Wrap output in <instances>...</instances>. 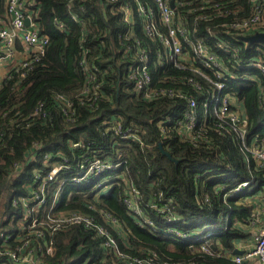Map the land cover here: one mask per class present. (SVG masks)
I'll return each mask as SVG.
<instances>
[{
	"label": "trees",
	"instance_id": "1",
	"mask_svg": "<svg viewBox=\"0 0 264 264\" xmlns=\"http://www.w3.org/2000/svg\"><path fill=\"white\" fill-rule=\"evenodd\" d=\"M125 2L136 4V0H41L38 20L42 33L49 36L45 55L25 77L16 75L0 89V233L14 236L20 222L32 223L24 219L22 203L13 204L25 198L31 217L48 229L51 250L45 249L43 255L47 264H83L89 256L93 260L105 256L101 237L82 224L61 227L49 222L61 212L75 210L93 214L100 222L102 212L112 213L129 230V244L119 240L122 250L132 255L153 251L158 264H244L231 256L237 241L252 236L246 227L256 213L253 203L228 194L244 181H258L248 196L264 192V168L241 150L233 133L217 126L214 113H198L199 135L183 137L178 122L190 100L200 104L213 89L191 84L189 77L198 79L191 70L166 67L164 56L160 62L151 59L150 85L162 92L149 99L139 90L130 72L141 61L123 54V43L131 42L124 34L138 27L123 21L118 8ZM231 3V10L237 8L238 13L210 25L248 15L247 0ZM85 55L87 63L94 57L101 70L98 81H89L90 72L81 63ZM253 56L264 63V46L254 42L241 52L242 66L231 68L234 76L227 79L226 92L245 108L246 141L256 138L264 143V73L255 67L250 76L254 79L243 78ZM88 84L99 86L97 96H82ZM59 94L72 101L73 119L61 110ZM41 103L44 116L34 113ZM116 116L136 135L124 137L108 129ZM161 121L166 133L159 128ZM95 161L104 168L87 175ZM133 188L141 196L142 223L125 201ZM37 195L44 197V204L34 200ZM175 227L180 232L170 229ZM111 258L116 255L108 253ZM252 262L258 264L256 259ZM0 264L13 263L0 256Z\"/></svg>",
	"mask_w": 264,
	"mask_h": 264
},
{
	"label": "built area",
	"instance_id": "2",
	"mask_svg": "<svg viewBox=\"0 0 264 264\" xmlns=\"http://www.w3.org/2000/svg\"><path fill=\"white\" fill-rule=\"evenodd\" d=\"M152 1L154 4L149 6L139 0H136V4L125 2L121 3L118 8L123 13L124 22L138 25L135 31L130 30L124 34V37L131 42L126 43L127 45L123 43V54H131L132 57L141 61L133 64V70L130 72V76L137 80L139 90H143L149 99L162 92L150 85L152 82L151 59L160 62L161 57L164 56L163 65L166 67L172 65L178 69L191 70L198 76V79L196 76L189 77L191 84L196 85L200 90L207 88V84L213 89L204 97L203 107H201L202 103L198 104L197 100H190V108L178 122L183 137L191 140L199 135L198 113L202 110L207 114L214 113L218 120L217 126L219 125L222 131L233 133L235 139L239 141L241 150L248 154L257 167L264 168V143L255 140L256 138L251 142L246 141L245 108L233 93L226 92L228 91L227 79L234 76L231 68L236 69L237 66H242L241 52L249 44L254 43L250 42L247 37L257 32H264V0H247L250 6L248 15L231 19L228 22H220L215 26L210 23L238 13L237 8L231 10V0ZM40 16L41 0H3L0 7V89L16 75L25 77L28 71L36 66L45 55L49 36L41 31L38 20ZM73 18L76 19L75 16ZM27 20H29L28 24H26ZM61 26L63 25L60 24L59 27ZM101 43L104 45V39ZM86 58L85 55L81 63L83 68L90 72L89 81H98L97 73L99 74L101 70L93 62L94 57L91 58V63H87ZM226 62L231 65L227 66ZM255 67L264 73V63L255 56L249 57L243 78L254 79L250 76ZM81 94L85 98H90L91 95L97 96L99 86L97 84L85 85ZM205 94L207 92L202 93V95ZM168 95H171V91ZM56 99L63 113L73 119L74 112L69 97L59 94ZM34 113L45 115L43 103L36 108ZM108 126V129L124 137L136 135L133 133V128H124L123 118L120 116L114 117ZM159 128L162 133H166L167 127L164 121L159 123ZM107 166L110 167L112 164ZM102 168L104 165L95 161L87 169V175L95 169ZM58 170L59 167L53 169L48 179L53 180ZM249 184V181L240 183L228 195L237 200L245 198L240 193ZM34 200L41 205L45 202L44 197L39 195ZM125 201L133 217L142 223L139 220L143 217L139 191L133 188ZM262 201L264 202V197ZM20 202L24 207V219L26 222L32 219V223L28 225L24 221L20 222V232L14 236L9 232L0 233V256L6 257L13 264H47L43 255L45 249L51 250L48 242V229L42 225V221L31 217L29 200L21 198L14 200L13 204L18 206ZM101 217L103 222L98 221L93 214L77 210L64 211L57 218H51L49 222L57 223L61 227L82 224L86 230L101 237V246L106 250L105 256L99 260H93L89 256L83 264H158V256L153 251L142 255H132L123 251L119 240L123 239L128 245L127 232L129 230L110 212H102ZM146 221L153 224L151 218H147ZM247 227V230L252 232L250 237L252 239L247 246L240 247L244 251L243 254L233 252L231 257L239 263L256 259L258 264H264V207L260 208ZM170 229L180 232L177 227ZM182 237L185 236L182 234ZM191 247L193 248V245ZM108 253L115 254L116 258H111L112 261H109ZM61 264L65 263L61 261Z\"/></svg>",
	"mask_w": 264,
	"mask_h": 264
},
{
	"label": "rangeland",
	"instance_id": "3",
	"mask_svg": "<svg viewBox=\"0 0 264 264\" xmlns=\"http://www.w3.org/2000/svg\"><path fill=\"white\" fill-rule=\"evenodd\" d=\"M258 44L264 46V43H258ZM257 187H258V181L251 182V183H250L248 186H246V187L244 188V190L240 193V195H241L242 197H246V196H247L246 198L243 199L244 202H247V203H253V205H254V212H255L256 214H257V212L260 211V208H261V207H260V204L254 202L253 195H251V196H248V195H250L251 192L255 191ZM257 194H259V195L254 196V198L257 199L258 201H260V202L262 203V200H263V197H264V192H262V193L259 192V193H257ZM225 222H226V224L228 223V218H226ZM248 244H249V243L246 242V243H245V246H247Z\"/></svg>",
	"mask_w": 264,
	"mask_h": 264
},
{
	"label": "water",
	"instance_id": "4",
	"mask_svg": "<svg viewBox=\"0 0 264 264\" xmlns=\"http://www.w3.org/2000/svg\"><path fill=\"white\" fill-rule=\"evenodd\" d=\"M28 23H29V20H27L26 24H28ZM247 39H249L250 42L264 43V32H257L256 34H254L250 37H247ZM161 149H162L164 154H167L171 158V156L168 152L164 151L163 148H161ZM234 253L235 254H243L244 251L241 249L235 248ZM247 263H248V261H244V264H247Z\"/></svg>",
	"mask_w": 264,
	"mask_h": 264
},
{
	"label": "crops",
	"instance_id": "5",
	"mask_svg": "<svg viewBox=\"0 0 264 264\" xmlns=\"http://www.w3.org/2000/svg\"><path fill=\"white\" fill-rule=\"evenodd\" d=\"M256 195H259V194H254V196H256ZM254 196H253L254 202L260 204V207H264V205H262V203H261L260 201H258L257 199L254 198ZM257 213H258V212H257ZM246 229H248V227H246ZM250 239H252V238H248V239H246V240H239V241H237V242H236V247H237V249H240V247L245 246V243H246V242H250ZM247 264H255V263L252 262V261H250V262H248ZM256 264H257V263H256Z\"/></svg>",
	"mask_w": 264,
	"mask_h": 264
}]
</instances>
